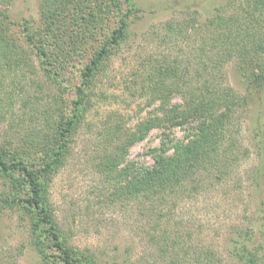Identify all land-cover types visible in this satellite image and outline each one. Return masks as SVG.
I'll use <instances>...</instances> for the list:
<instances>
[{"label": "rangeland", "instance_id": "374dc122", "mask_svg": "<svg viewBox=\"0 0 264 264\" xmlns=\"http://www.w3.org/2000/svg\"><path fill=\"white\" fill-rule=\"evenodd\" d=\"M135 1L141 11L131 20L128 38L113 48L95 71L89 108L71 134L64 164L47 185V197L63 236L71 246L93 252L103 264H251L246 260L250 255L240 257L243 245L254 253L256 264H264V183L255 184L251 175L258 161L250 132L256 110L253 103L236 120L239 133L235 135L249 154L239 160L225 179L205 183L201 191L170 197L163 204L161 215L148 211L146 204L124 202L117 181L102 170L103 154L115 144L108 130L119 128L124 133V127L133 130L159 113L157 102L149 95L153 90L152 77L162 70L161 66L177 61L184 62L180 63L184 69L208 34L206 18L216 12L215 6L227 14L240 12L244 17L246 5L244 0ZM119 2L118 6L99 10L92 23H75V32L76 28L81 32L86 26L93 35L83 43L81 55L67 61L62 73V87L67 93L57 104L66 115L71 114L73 85L78 84L88 55L117 25L118 16L125 10V4ZM0 10L16 22L27 19L36 24L38 0H14L7 8L0 4ZM167 22L189 24L183 31L172 33ZM19 34L20 29L15 35ZM34 64L36 75L25 68L21 76L0 80V143L4 145L7 140L5 148L10 152L16 146L20 149L22 140H18L23 137L49 134L47 125L35 120L30 107L23 106L22 98L42 93V105H49L55 102L51 91L64 90L48 83L37 59ZM224 69L225 83L240 88L235 81L234 65L227 62ZM68 83L72 87H67ZM181 100L178 95L171 96V103ZM169 132L175 139L186 133L180 127ZM162 134L159 128L152 129L129 148V158L151 165V148L160 145ZM26 152L37 161V154ZM6 189L0 177V200ZM19 193L20 197L25 196V190ZM1 204L0 264H48L33 246L31 219L24 208ZM42 239L48 240L45 236ZM48 253L54 259L55 251L49 249Z\"/></svg>", "mask_w": 264, "mask_h": 264}, {"label": "trees", "instance_id": "16d2710c", "mask_svg": "<svg viewBox=\"0 0 264 264\" xmlns=\"http://www.w3.org/2000/svg\"><path fill=\"white\" fill-rule=\"evenodd\" d=\"M121 1L125 10L118 16L117 25L92 49L80 71L78 84L73 85L70 115L57 104L67 93L62 87V73L68 60L81 55L83 43L92 34L86 26L81 32L76 28L75 32V23H92L99 10L118 6L119 0H38L36 24L27 19L16 22L9 19L5 10H0V80L21 76L25 68L36 75L34 59H37L48 83L64 89H59L60 93L51 91L55 102L49 105H42V93L22 98L23 106L30 107L35 120L47 125L49 134L23 137L18 140H22V150L16 146L13 152L6 150L7 140L4 145L0 143V177L7 186L1 205L24 208L31 219L33 246L48 264H103L90 250L75 248L67 242L46 190L52 175L65 162L77 121L89 108L95 71L112 49L128 38L131 20L141 11L135 0ZM244 1V17L240 12L227 14L215 6L216 12L206 18L208 34L196 54L186 60L184 69L180 65L184 62L172 61L161 66L162 70L152 77L149 97L157 102L159 113L146 118L135 130L125 127L124 133L119 128L108 130L115 144L106 150L100 163L102 170L117 181L124 202L146 204L148 211L161 215L162 206L170 197L201 191L205 183H216L232 174L239 160L249 154L235 134L239 133L236 120L251 103L256 109L251 141L258 158L251 175L255 184L264 183V0ZM13 2L0 0L5 8ZM185 25L167 22L166 27L177 33ZM19 29L21 34L16 36ZM227 62L234 65L235 81L240 88L225 83ZM68 86L72 87L69 83ZM173 95H178L181 102L171 103ZM175 127L185 129L182 138L171 137L169 131ZM154 128L163 134L160 145L151 148L153 163L146 165L130 159L129 148ZM23 149L37 154V161ZM21 190H25L23 198L19 196ZM43 236L48 239L46 242ZM49 249L55 251L52 260ZM239 254L242 258L250 255L246 260L256 264L254 253L244 245Z\"/></svg>", "mask_w": 264, "mask_h": 264}]
</instances>
